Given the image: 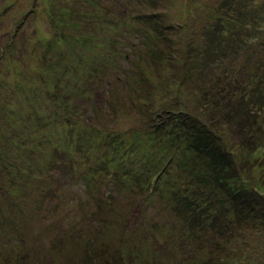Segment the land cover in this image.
<instances>
[{
	"label": "trees",
	"instance_id": "16d2710c",
	"mask_svg": "<svg viewBox=\"0 0 264 264\" xmlns=\"http://www.w3.org/2000/svg\"><path fill=\"white\" fill-rule=\"evenodd\" d=\"M60 2L65 5L59 8L54 4L45 9L56 24L53 38L39 37L34 31L37 40L33 45L29 41L18 44L14 39L7 43V48L17 45V55L0 51V69L6 74L7 67L3 65L10 56L20 58L14 59L19 63L14 64L17 68L13 71V75L23 74L20 79L26 73L42 74L38 77L42 84L34 87L30 95L34 113H28L26 118L23 104L16 100L17 107H10L12 95L11 102L4 99L2 103L16 117L12 119L13 126L0 117L1 124L15 131L6 132L10 143L0 142L1 178L8 181L12 173L22 174L25 162L32 161L37 168L50 156L60 161L67 172L79 174L84 180L82 191H88L86 195L100 189L104 184L102 177L108 187L96 195L94 205L85 203V197L67 201L71 208L89 207L80 212L89 217L87 221L95 223H81L72 226L70 232L57 234L47 250L21 236L22 247L13 243L2 246L3 261L47 264L45 258L37 255L49 250L51 264H145L144 259L138 262L135 257L149 255L154 264H161L159 252L170 246L181 247L186 259L191 258V264L215 262L216 251L234 250L235 254L242 248L248 249L242 255L245 258L254 253L255 243L250 241V247L247 240L251 234L264 232V155L258 153L264 149V65L257 61L254 69L243 65L242 60H247L246 53H250L248 59L252 58L251 51L257 48L258 41L263 39L264 43V0L211 2L208 7L211 12L199 25L188 26L189 30L183 26L188 31L187 41L174 38L175 27L171 21H165V10L152 8L158 0ZM93 30L98 32L96 54L101 61L93 63L96 65L91 71L82 70L83 66L78 70L76 65L72 69L70 53L61 47L69 45L70 40L83 44ZM118 58L125 65L117 66ZM49 59L62 65L65 60L64 72L52 71L51 79L44 76L48 74L44 73L45 68L53 69L50 63L46 66ZM77 59L84 60L81 56ZM146 59L160 67L159 72L165 75L162 79L149 78ZM29 61H34V68ZM135 69L145 75V84L135 85L137 81L132 75ZM110 70L112 75H106L105 71ZM237 74L244 79H238ZM116 81L127 91L138 92L143 85L148 97L144 95L138 102L136 98L127 105L116 92ZM1 83L6 86L4 81ZM1 83L3 92L5 86ZM14 83L16 87L21 84ZM119 106L122 110L129 106L126 113L137 111L140 117L143 115L144 126L129 130L125 126L130 122L126 121L127 115L123 120V114L114 116ZM110 114L113 123L108 126L104 122ZM45 116H50L49 121ZM63 122L66 127L59 140L60 131L56 127ZM133 135L136 140L130 138ZM81 136L84 142L76 144ZM169 145L178 156L174 157L175 162L167 163L160 160L164 152L160 148L165 150ZM77 153L82 155L81 161L77 160ZM39 157L43 161H37ZM137 162L158 163L161 169L131 168ZM256 168L261 177L253 173ZM32 174L33 187L14 181L8 186L0 184L7 193V201L19 188L25 193L35 189L42 201L52 199L54 189L48 185L49 181L46 183L47 178L42 173ZM153 176L160 177L158 185L167 184L168 190L159 191ZM110 177L117 180L108 181ZM154 190L158 193L154 194ZM58 200L63 205V199ZM152 203L158 206L150 215L146 207ZM167 209L173 213L166 214ZM1 211L8 221L9 205ZM50 212L54 216L56 210ZM174 213L178 217L171 223ZM170 224L178 227V231L172 230ZM17 225L14 227L18 228ZM157 236L165 242L162 249Z\"/></svg>",
	"mask_w": 264,
	"mask_h": 264
},
{
	"label": "rangeland",
	"instance_id": "374dc122",
	"mask_svg": "<svg viewBox=\"0 0 264 264\" xmlns=\"http://www.w3.org/2000/svg\"><path fill=\"white\" fill-rule=\"evenodd\" d=\"M9 1H13V3L8 5ZM213 1H216V0H158L157 4L153 5L152 8L158 11L165 10V12L163 13L165 15L164 16V18L166 19L165 21H171V23H173L174 24L173 26L175 27V30L172 31V33L174 34V38H176L178 41L181 38L187 41L188 31L185 30L183 26L185 25L188 28V26L191 27V25L193 24L199 25L201 20L208 16L209 14L208 12H211L208 9V7L212 6L211 2ZM54 4H56L57 7L59 8L65 5V3L60 2V0H51V3L49 4H48V0H47V3L44 0H37V1L0 0V51L1 52H6V51L14 52L17 55V51H16L17 45H14V47L12 48H7L6 47L7 43H9L11 39H14V41H17L18 44L20 42L28 44V41H29L33 45L35 44L37 40V35L33 36L34 31L37 32L39 37L53 38L55 36L56 24H53L51 22L45 9H47L48 7H54ZM176 26H179V28L176 29ZM17 29L18 31H16ZM66 32L67 30L65 29L63 33L65 34ZM17 34L19 35L21 34L19 38H16ZM96 34H98V32L93 30L92 36L88 38L83 44L79 43V41L70 40L71 43L69 45H63L61 47L62 49L64 48L67 52L70 53L69 57L71 56V62L74 63V65L73 64L71 65L72 69H74L75 68L74 66L76 65V69L78 70H80V66H83L82 70L87 68L88 71H91L94 65H96L93 63L95 62L98 63L99 61H101V58H99L98 55L96 54L97 48L99 47L97 45L98 41L95 39ZM23 35L27 37H23ZM131 38H135V37H131ZM262 41L263 39L258 41L257 48L251 51L252 58L248 59V55L250 53H246L248 54L246 55L247 60L245 61L242 60L244 62L243 65H248L249 67L254 68V69L256 67L257 61H259L262 65H264V43ZM80 49H85L86 51L84 50L82 51ZM33 50L34 48H32L31 52H33ZM144 50L146 52L148 51L147 48L146 49L144 48ZM261 54L263 57H261ZM79 56L83 57L84 60L82 61L80 59H77ZM259 57H261V60H259ZM7 58L8 60L5 61V64L3 65V67H7L8 73L6 74V72L0 69V83L1 81H4L6 83V86L5 84L1 83L3 86H5V88L3 87L4 88L3 92H0V105L3 102H5L4 99H7L8 102H11V95H12L13 103L9 106L17 107L15 100L17 102H21L23 104L22 105L23 108L22 107L21 108L25 110L24 116L27 118L28 117L27 114L33 112L32 111L33 108L30 106V104H32V100H31L32 98L30 97V95L33 93L34 87H39L42 84V79L38 78L42 74L41 73H31L29 75V73H26V76L20 79L19 76L23 74L13 75V71L17 68V66L14 64L19 63L18 61L14 59H20V58H18L17 56H10ZM1 61L3 62L4 59H2ZM63 62L64 63L62 65L56 60L49 59L47 61L46 66L50 63L51 65H53V69L45 68L44 73H48V74L44 76L48 79H51L52 71L61 72V70L63 69L62 72H64L65 60H63ZM111 62H114V61H111ZM145 62L148 65L147 71L149 72L148 74L149 78L153 80L155 79L159 80V78L162 79V75L165 76L164 74L159 72L160 67L156 68L154 66V63H152V61L146 59ZM115 63L117 66L119 65L123 66V64L125 65V61H123L122 58L116 59ZM34 66H35L34 61H31L30 67L34 68ZM237 67H238L237 69L240 68L239 61L237 62ZM243 68L245 67L243 66ZM124 69L125 67L122 68V70ZM138 71H139L138 69H135V72H133L132 74L134 77L133 80L137 81L135 85H137V83H140V82L145 84L147 81L146 80L145 82H143V77L145 75L143 73L140 74V72ZM107 73L108 74L111 73L112 75L111 70L108 72L105 71L106 75ZM72 74L73 73H71V75ZM253 74H254V71L253 73H251V76ZM87 76L91 77L92 75H87ZM28 78H29V81H28ZM79 78L80 77L77 76V79ZM237 78L240 80H243L244 76L239 77L237 74ZM6 80H9V81H6ZM14 81H19L21 84L16 87V84L14 83ZM116 84H118L116 85V88H117L116 92L120 94V98L122 102L123 101L126 102L127 105H130L131 102L134 101V99L136 98H137L136 102H138L142 96L145 95V97H148V93L146 92L147 90L144 89L143 85L139 87L138 92H135V90L132 91V89L131 91H127V88L126 87L123 88L122 84L118 81H116ZM110 88H111V85H110ZM186 90H191V88L186 89ZM111 91L113 92L112 89ZM13 92L14 93L16 92V96H13ZM7 93H11V94L7 96L6 95ZM155 93H158V90H156ZM105 94L106 96H108V92H106ZM1 106L2 107L0 108L2 109L0 111V117L4 118L5 121L6 120L9 121V123L13 126L14 122L12 119L16 117L15 114H13L11 110H9L10 108L8 106L4 107L3 104ZM34 108L36 109L37 107H34ZM128 108L129 106L125 108V110H122L121 107L119 106L116 109L114 116L119 115L120 117L123 114L122 115L123 116L122 120H123L124 117H126L127 115L126 121H130V122L129 124L125 126L128 127L129 130H131L132 128L133 129L142 128L144 126L143 115L141 114L142 116L140 117L139 115L140 113L137 111L126 113L128 111L127 110ZM110 115L111 116L106 117V120L104 122V124H108V126H111L113 123V116L112 114ZM45 117L49 121L50 116H45ZM130 117H132L133 119H131ZM122 120L120 119V123ZM47 126H48L47 131L49 134L50 132L49 122ZM64 126L66 127L64 122L62 124H59V123L57 124L56 129L58 128V131H60V134L58 135L59 140L62 139V135L64 134L63 132H61ZM7 131L15 132L13 128L11 129V126L5 127L0 122V142H4V144L8 141L6 137H10L9 135L7 136V133H6ZM17 132L19 133V131ZM81 137H82L81 140L75 142L76 144L77 143L79 144L80 142H84L85 139L83 138V136ZM130 138L136 140L135 136L130 137ZM8 143H10V141H8ZM169 147L170 148L166 147L165 150L162 147L160 148V151H164L163 157H161L160 160H163L167 163L171 160L172 162H175L174 157H177L178 153H175V148H172L170 145ZM2 148L3 146L0 147V154L2 152ZM262 150L258 152L260 153L261 156L264 155V152ZM154 151L155 152L153 153H156L157 150L154 149ZM77 154L78 156L75 154L77 156V160L81 161L82 155H80L79 153ZM54 157H57V156H54ZM28 158H30L29 153H28ZM39 160L43 161V158L41 159L39 157L37 161ZM130 163H133V162L131 161ZM21 168L23 169V172H22L23 175L22 174L16 175L12 173L13 175L10 177L11 179H9L8 181H2L3 178H1V174L3 172V169L0 168V184L4 186L5 185L8 186V184L11 181H14V182L20 183L21 186L24 184H28L33 187L35 185V182H33L35 178H33L32 173L34 174L42 173L41 175L45 176V180L47 178L46 183L49 181L48 185L53 186L54 191H52V195H51L52 199L48 198L47 200L44 199V201H42V197L38 195V192L35 191V189L30 190L29 192L25 193L23 189L19 188V191L16 193V195L15 196L11 195L10 196L11 200L7 201V198H6L7 193L3 192L0 188V200H1L0 201V249L2 248L3 245L6 246L5 245L6 243H13L14 245H17V246L21 244V247H22V243L20 242V238L22 236L25 239H28L29 237L31 240L34 241V243L37 246H43L44 250H47L49 249V246L52 243L51 240H53V238L57 234L63 235L66 233V231L70 232L72 226H78V225L80 226L81 223H83L84 225H87V223L88 224L95 223V221H92V220L87 221L86 219H89V217H87L85 213L80 212L82 209H88L89 207L77 208L76 207L77 205H76L73 208H71L72 206L67 201L72 200L73 198L82 199L85 197L84 198L85 203L94 205L96 195H101L102 191H104L108 187V186L107 187L105 186V184L107 183L105 178L103 177L101 178L104 181V184H101L100 189H97L95 193H89L88 195H86L88 191H82V189L84 190L83 188L84 180L77 173L73 174V173H70L69 171L67 172L65 168L60 164V161H57L56 158L50 159V156L47 157L43 161V164L38 165L37 168L32 165V161L25 162L21 166ZM131 168L142 169L146 171L148 169L155 170V168L160 170L161 166H158V163L157 164L155 163L154 165H149V164H140L137 162L133 164ZM40 171L42 172L40 173ZM258 172H259V168H256L253 170V173L255 174L256 177H261L259 176ZM170 176L172 179H174L171 174ZM40 178L41 177L39 176V179ZM107 180L113 181L117 179L116 177H110ZM159 180H160V177L157 176L156 178H154L153 176V182L157 183L158 190L159 191L168 190L167 184L166 185L161 184V186L158 185ZM97 184H98V181H97ZM125 187L127 188L126 185ZM154 192H155L154 194L158 193L157 190H154ZM141 196H144V195H141ZM92 197L93 199H90ZM58 199H63V205L59 202ZM70 203H73V201ZM41 204H43V206H41ZM7 205H9L10 207V215H11L8 221L5 220V218L3 217V213L1 211L2 209L3 211H5ZM156 206H158V203L156 205L152 203L150 206L146 207V208L149 207L150 215L153 213V210L154 212L156 211L155 210ZM50 209L56 210L54 216L51 214ZM171 212H172L171 209H167L166 214L168 213L171 214ZM177 217L178 215L174 213L173 214L174 220H171V223L176 222ZM16 223H18L19 225V226L17 225L18 228L14 227ZM169 226L172 230L177 229L178 231V227L175 228L176 227L175 225L170 224ZM157 237L159 238L158 245H160L162 249L165 242L163 243L162 238H160L159 236ZM247 241H249L250 247H251L250 241L252 243H255L256 250L254 253L248 254L245 258L242 255L246 254V250L248 249L244 250L242 246H240L242 250L238 251L237 253L235 252V254H232L234 250L228 253H224V252L221 253V252L216 251L217 260H215V262L213 263L214 264H264V232L260 233L257 236L251 234L250 239ZM149 242H151L150 239H149ZM179 246H180V243H179ZM166 249L167 250L162 249L161 253L159 252L161 264H191V258L186 259V257L183 255L184 251L181 249V247L173 249L172 246H170L169 248H166ZM194 252H195L194 248L193 250L191 249V253L193 255H194ZM220 253H221V259L220 258L218 259V256L220 257ZM33 254L31 256H33ZM49 255H50L49 250L46 253L39 251V254L37 255V257L41 259L45 258L46 259L45 261L47 262V264H51L48 260ZM139 257H135L138 262L140 261V259H144L145 264H154V260H151L150 255L145 256V257H141V256ZM213 263H210V264H213ZM0 264H9L3 261V255L1 256V254H0Z\"/></svg>",
	"mask_w": 264,
	"mask_h": 264
}]
</instances>
